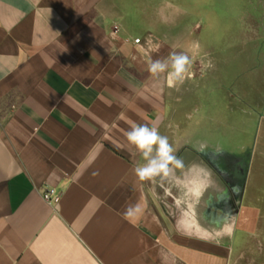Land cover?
I'll return each instance as SVG.
<instances>
[{"label":"crops","instance_id":"obj_1","mask_svg":"<svg viewBox=\"0 0 264 264\" xmlns=\"http://www.w3.org/2000/svg\"><path fill=\"white\" fill-rule=\"evenodd\" d=\"M180 8L0 0V264H242L258 224L243 204L250 162L193 147L187 79L169 87L148 71L185 49L184 34L170 37ZM136 124L156 126L184 166L139 181Z\"/></svg>","mask_w":264,"mask_h":264},{"label":"rangeland","instance_id":"obj_2","mask_svg":"<svg viewBox=\"0 0 264 264\" xmlns=\"http://www.w3.org/2000/svg\"><path fill=\"white\" fill-rule=\"evenodd\" d=\"M170 37L185 35L191 76L181 88L195 148L204 143L246 164L245 205L258 224L243 246L242 264L264 263V0H177ZM246 217L247 214H243Z\"/></svg>","mask_w":264,"mask_h":264},{"label":"clouds","instance_id":"obj_3","mask_svg":"<svg viewBox=\"0 0 264 264\" xmlns=\"http://www.w3.org/2000/svg\"><path fill=\"white\" fill-rule=\"evenodd\" d=\"M170 62V63H169ZM192 59L184 53L172 51L168 57L151 61L148 71L153 76L167 75L169 87L182 85L191 76ZM126 139L132 146L130 154L139 155L143 163H138L134 173L138 180L155 181L167 177L174 168H182L183 160L175 154L167 136L162 135L156 126L136 124L126 133ZM132 214V209L128 210Z\"/></svg>","mask_w":264,"mask_h":264},{"label":"built area","instance_id":"obj_4","mask_svg":"<svg viewBox=\"0 0 264 264\" xmlns=\"http://www.w3.org/2000/svg\"><path fill=\"white\" fill-rule=\"evenodd\" d=\"M115 29H118V26H115ZM140 38L136 39V42H140ZM44 199L50 203H57L60 200L61 194L56 191L55 188H47L43 192Z\"/></svg>","mask_w":264,"mask_h":264}]
</instances>
